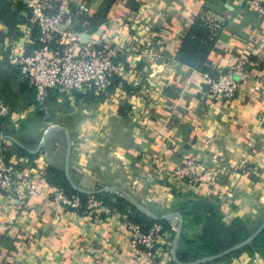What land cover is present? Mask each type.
Here are the masks:
<instances>
[{
    "label": "crops",
    "instance_id": "1",
    "mask_svg": "<svg viewBox=\"0 0 264 264\" xmlns=\"http://www.w3.org/2000/svg\"><path fill=\"white\" fill-rule=\"evenodd\" d=\"M8 1L13 7L23 4ZM75 1L87 9L78 15L86 16L101 14L107 4ZM202 13L213 31L210 64L228 69L243 56L251 63L252 76L229 102L208 98L201 71L176 59L190 25ZM19 14L24 20L12 29L0 20V72L6 69L4 59L10 63L11 51L33 48L29 14ZM79 31L85 39L92 35L121 52L125 64L114 87L106 93L87 88L72 98L57 93L46 109L50 112L38 119L36 104L5 72L10 88L3 92L0 80V103L10 114L0 115V134L15 132L33 149L35 139L28 131L42 138L49 126H63L72 138L69 172L78 187L95 191L114 186L158 215L191 200H210L219 206L225 224L236 218L256 223L264 212V19L246 0H113L98 26L90 28L82 20ZM149 54L157 57L153 75ZM0 144L26 177L46 178L49 167L64 172L67 138L62 131L51 133L33 157L9 140L0 138ZM190 158L207 170L195 182L176 183L173 169ZM51 186L49 180L42 183V195L27 207L0 196V264H176L171 246L177 218L167 219L170 230L163 228L149 258L130 245L124 216L133 209L120 197L106 191L97 198L119 216L86 208L75 212L54 200ZM203 229L202 221L186 217L181 238L198 240ZM215 264H264V255L242 252Z\"/></svg>",
    "mask_w": 264,
    "mask_h": 264
},
{
    "label": "built area",
    "instance_id": "2",
    "mask_svg": "<svg viewBox=\"0 0 264 264\" xmlns=\"http://www.w3.org/2000/svg\"><path fill=\"white\" fill-rule=\"evenodd\" d=\"M29 9V20L36 34L31 42L37 47L28 52H10L9 61L18 66L20 78L28 81L35 90L38 105L47 109V98L51 90L72 98L75 93L94 88L97 92L106 93L113 85V78L124 66L121 52L111 42L94 38L92 35L83 40L80 31L76 30V15L86 11L75 0H19ZM249 9L264 19V0H246ZM73 8L76 9L74 12ZM30 31L27 32L30 38ZM30 41V40H29ZM127 50V49H126ZM151 74L156 68L157 57L147 56ZM211 71L201 72L208 98L232 101L240 87L252 76L251 63L246 56L241 57L228 69L212 66ZM261 87L264 84H261ZM10 109L0 103V115L8 116ZM207 168L194 158L176 166L171 176L178 184L195 182L198 175ZM46 182L44 175L26 177L9 158L5 148L0 144V196L6 194L16 198L22 207H27L35 195H42L39 187ZM54 200L78 212L83 208L96 209L98 213L119 212L108 204L88 195L83 202L77 195H67L58 186H51ZM130 235V245L137 253L149 258L154 257L157 244L163 235L162 225L155 223L150 227L137 223L131 216H124Z\"/></svg>",
    "mask_w": 264,
    "mask_h": 264
},
{
    "label": "trees",
    "instance_id": "3",
    "mask_svg": "<svg viewBox=\"0 0 264 264\" xmlns=\"http://www.w3.org/2000/svg\"><path fill=\"white\" fill-rule=\"evenodd\" d=\"M113 0H107V4L104 9L101 10V14L97 15H84L77 14L76 19V30L79 31L80 24L82 20H86L90 28H95L104 19L105 13L111 6ZM20 10H26L29 14V9H27L23 4H17L15 7L8 0H0V20L6 23L10 29L15 27L17 22H20L23 17L19 14ZM74 12L76 9L73 8ZM36 34V29H34ZM212 27L208 22L207 18L202 14H199L193 20L189 27V30L182 42L180 43L179 49L176 53V59L187 66L196 68L201 72L211 71L213 66L208 61V55L213 45L212 37ZM38 44L34 43L33 47H37ZM7 53V52H6ZM4 53V54H6ZM4 66L6 69L0 72V80L3 81V92L10 88L9 78L5 72H10L14 78L20 82L21 92L24 93L30 102L35 103L37 106L36 115L38 119L44 118L45 109L37 104L35 99V90L29 86V83L25 79L20 78V72L18 66L8 63L4 59ZM117 82V77L113 78V85L108 89H112ZM58 92L56 90H51L47 98V105L49 108ZM59 94V93H58ZM7 101H9V95L5 96ZM89 97V96H88ZM0 132H4L0 129ZM18 147V146H17ZM21 153L33 157L34 155L29 154L26 150L20 148ZM46 175V180L53 185L58 186L64 190V192L71 196L77 195L84 202L88 195L80 193L74 190L68 183L65 173L61 170H57L54 167H49ZM101 194H96V198H100ZM119 202L128 204L133 209V214H131V219L137 223L144 225L145 227H150L151 225L158 223L166 230H170L168 220H153L139 210H137L133 205L128 203V201L122 198H117ZM178 212H180L184 218L193 217L196 220H200L204 223V229L202 235L198 240H188L184 237L181 238L179 245H177V258L179 261L188 263L193 262L204 257L217 254L228 247H231L254 233L263 222L264 216L261 217L256 223L250 224L247 220H242L239 218L234 219L232 222L225 224L219 206L210 200H191L187 204L178 207ZM258 251L264 255V228L258 234V236L248 245L243 248L225 256L216 261L208 262L205 264H215L219 262L228 261L231 257L237 256L242 252H252Z\"/></svg>",
    "mask_w": 264,
    "mask_h": 264
},
{
    "label": "water",
    "instance_id": "4",
    "mask_svg": "<svg viewBox=\"0 0 264 264\" xmlns=\"http://www.w3.org/2000/svg\"><path fill=\"white\" fill-rule=\"evenodd\" d=\"M88 35H86V39L83 37V35H80V37L84 40H87ZM64 132L66 134V138H67V149H66V156H65V166H64V173H65V176H66V179L68 181V183L70 184V186L80 192V193H84V194H87V195H96V194H99V193H102V192H106V191H109V192H112L114 193L115 195H117L118 197L128 201L131 205H133L137 210H139L141 213H143L144 215H146L147 217L153 219V220H156V221H159V220H167L169 218H177L178 219V226H177V230H176V233L174 235V238H173V241H172V246H171V255H172V260L174 263L176 264H205V263H208V262H212V261H216L218 259H221L222 257H225L241 248H243L244 246L248 245L249 243H251L257 236L258 234L262 231V229L264 228V219H263V222L261 223L260 227L254 232L252 233L249 237H247L246 239H244L243 241L231 246V247H228L227 249L217 253V254H214V255H210V256H207V257H204L202 259H198L196 261H193V262H188V263H184V262H181L178 260L177 258V245H178V242L181 238V235H182V230H183V227H184V217L183 215L178 212V211H173V212H168V213H165V214H162V215H158V214H155L154 212H152L150 209H148L146 206H144L143 204H141L139 201H137L131 194L127 193V192H124V191H121L119 189H117L116 187L114 186H106V187H103L99 190H95V191H87L85 189H82L80 187H78L74 181L72 180L71 176H70V172H69V160H70V154H71V150H72V138H71V134L69 133V131L63 127V126H56V125H51L49 126L39 144L37 145V147L35 149H30L28 147H26L25 145H23L16 137L12 136V135H1L0 134V138H3V139H6V140H9L11 141L12 143L16 144L17 146H19L20 148L26 150L29 154H37L40 152V150L43 148V146L45 145L49 135L53 132Z\"/></svg>",
    "mask_w": 264,
    "mask_h": 264
},
{
    "label": "rangeland",
    "instance_id": "5",
    "mask_svg": "<svg viewBox=\"0 0 264 264\" xmlns=\"http://www.w3.org/2000/svg\"><path fill=\"white\" fill-rule=\"evenodd\" d=\"M47 108L49 109V105H47ZM45 111H46V109H45ZM46 112H50L49 110L48 111H46ZM9 134L10 135H13V136H18L15 132L13 133H11V132H9ZM27 134V133H26ZM19 136H21V135H19ZM27 136H29V137H31L30 139H35L34 141V143H33V145H31L32 146V148L34 149V148H36V146H37V142H38V140L39 139H41L40 138V135H39V133L38 134H36L35 135V132L34 131H28V134H27ZM27 138H24V140H26ZM169 212V211H168ZM158 213L159 214H165V213H163V212H160V211H158ZM264 216V212H263V215L261 216V217H263ZM186 239V238H185Z\"/></svg>",
    "mask_w": 264,
    "mask_h": 264
}]
</instances>
